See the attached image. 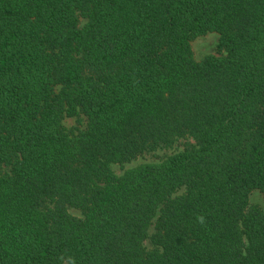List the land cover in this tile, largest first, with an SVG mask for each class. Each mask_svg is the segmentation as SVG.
<instances>
[{"label":"trees","instance_id":"obj_1","mask_svg":"<svg viewBox=\"0 0 264 264\" xmlns=\"http://www.w3.org/2000/svg\"><path fill=\"white\" fill-rule=\"evenodd\" d=\"M253 190L264 0H0V264H264Z\"/></svg>","mask_w":264,"mask_h":264},{"label":"rangeland","instance_id":"obj_2","mask_svg":"<svg viewBox=\"0 0 264 264\" xmlns=\"http://www.w3.org/2000/svg\"><path fill=\"white\" fill-rule=\"evenodd\" d=\"M219 43H220V36L217 33H208L206 35L197 37L191 42V47L194 53V57L196 60L200 61L207 55H221L224 51L219 50ZM59 88H57V91ZM63 125L65 128L70 131L74 132L77 129H83L86 125V118L82 115L75 116V117H65L63 120ZM188 142H192L191 139H181L177 144H175L170 149H163L156 153L147 154L143 157L139 158L133 163L127 164H116L112 166L113 171L116 175H122L126 170L133 168L137 165H141L148 162H156L163 159L166 155H170L174 152L180 151L184 148V145ZM180 194V192H179ZM259 207L264 213V196L258 190H253L250 193L249 197V208ZM155 226H152L149 231V235L152 236L154 233ZM145 246L148 249L153 248V244L151 238L145 241Z\"/></svg>","mask_w":264,"mask_h":264},{"label":"clouds","instance_id":"obj_3","mask_svg":"<svg viewBox=\"0 0 264 264\" xmlns=\"http://www.w3.org/2000/svg\"><path fill=\"white\" fill-rule=\"evenodd\" d=\"M198 222L199 223H203L204 222V218L203 217H198Z\"/></svg>","mask_w":264,"mask_h":264}]
</instances>
